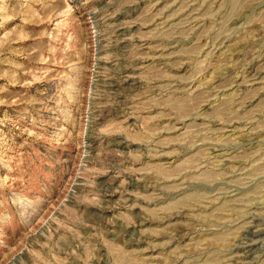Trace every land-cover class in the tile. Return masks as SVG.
<instances>
[{
	"label": "rangeland",
	"instance_id": "1",
	"mask_svg": "<svg viewBox=\"0 0 264 264\" xmlns=\"http://www.w3.org/2000/svg\"><path fill=\"white\" fill-rule=\"evenodd\" d=\"M0 264H264V0H0Z\"/></svg>",
	"mask_w": 264,
	"mask_h": 264
},
{
	"label": "bare ground",
	"instance_id": "2",
	"mask_svg": "<svg viewBox=\"0 0 264 264\" xmlns=\"http://www.w3.org/2000/svg\"><path fill=\"white\" fill-rule=\"evenodd\" d=\"M247 249H249V248H247Z\"/></svg>",
	"mask_w": 264,
	"mask_h": 264
}]
</instances>
